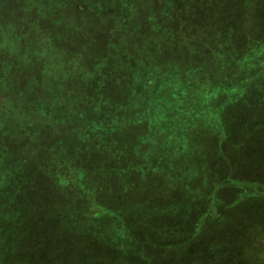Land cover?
Instances as JSON below:
<instances>
[{
  "label": "rangeland",
  "instance_id": "374dc122",
  "mask_svg": "<svg viewBox=\"0 0 264 264\" xmlns=\"http://www.w3.org/2000/svg\"><path fill=\"white\" fill-rule=\"evenodd\" d=\"M154 1H137L141 13L131 16L128 20L138 18L137 32L148 37L161 36L166 42H169L175 39L174 34L177 33L178 37L182 35L185 38L181 39L182 42L188 39L192 43V51L188 52V57L191 58L194 68L193 71L187 70L190 75L177 73L190 76L193 84L204 82L206 88L200 84L198 88H194L197 97L188 102L190 106L194 104L192 108L187 107L186 97L182 93L179 95L174 90L165 89V78L170 77L171 72L174 71L175 65H177L174 57L178 53L176 50L168 49L163 66L158 68L154 61L148 59L147 66L143 67L140 74L147 73L150 75L149 77L153 76L155 82L144 84L145 86L141 85L132 93V99L129 100L127 106L122 108L119 120L116 119V116L114 118L110 115L113 117L111 118L104 112L88 117V120L100 130L106 141L120 144V147L126 144L123 139L128 135L127 133L134 123H138L142 119L151 123H149L148 130L151 132L150 137L147 132L148 138L146 136L143 139L145 143H143L144 146L140 152L138 150L139 137L131 146L140 154L129 177L137 176V174L150 175L151 177L154 170H161L159 180H154L153 177L141 187L140 191H145L146 194V191H160L172 183L175 184V191L165 190V194L168 196L164 199H142L147 210L155 211L161 216H177L176 220L179 219L178 223L173 222V218L167 221V230L162 225L154 229L156 232H161L162 235H164V229L167 231L164 238L159 237V240L147 244L150 251L154 249L159 251L163 247H165L164 251L168 250L166 261L158 260V263L264 264V64H261V61H264V0H233V2L238 1L240 10H231L232 15L227 12L228 9H232L231 6L227 11H223L224 15L218 14L220 11L213 13L206 12L205 9L201 13L199 6L209 7V0H188L189 12L185 8V15L175 24L171 22V9H161L159 1ZM69 2L71 4L74 0ZM174 2L178 3V0H174L172 4L168 3V8H173ZM250 2H253L252 4L255 6H252ZM97 7L101 9L100 16L102 18L112 11L114 13L115 9L116 17L111 16V18H105L106 22L102 21L107 29H111L109 26L116 24L119 17L124 18L125 13L120 11V7L123 9V4H120L119 8H110V13L105 12L99 6ZM238 12L242 14L241 25L245 30L244 38L237 34L234 22L231 20L233 14ZM201 16H203L204 22L199 28L198 22L201 20ZM216 16L226 22L229 20V22L225 26L219 27L212 20ZM209 20H212L213 24L208 22ZM74 22L81 24L82 18L75 17ZM87 22H84L82 27L85 31L93 33L94 26L97 42L99 45L102 43L103 48L102 39L107 41L106 36H102L105 30L99 22L98 26L95 22L94 25H89ZM163 32H166L165 36ZM132 38L130 44L132 49H136L138 66L141 68L142 63L145 62L141 61L138 45L141 44L142 47L155 46L158 41L150 40L144 44L139 38ZM152 39L154 38L152 37ZM165 41L158 44V49L164 48L162 45H166ZM183 46L185 48V45ZM185 58L186 56H183V60ZM250 58L252 59L249 62ZM238 60L239 62H237ZM130 72L133 73L132 70ZM135 74L138 76L139 71ZM80 75L83 76V73ZM243 84H249V86ZM216 95L217 108L215 109V106L212 107L209 101ZM244 95L248 98L246 101L242 99ZM146 100L149 102L141 104ZM11 103L15 107L22 105L21 101L15 99H12L11 102L8 99L0 101V105H3L2 107L7 113L12 112L21 120L26 118L24 113L27 110H24L22 106L16 110ZM32 103L38 105L39 108L45 105L42 100ZM97 105H100L99 100L94 101L87 110H91ZM220 106L224 109L220 110ZM175 107H180L181 111ZM4 108L0 109L3 111ZM173 108L177 110L172 114L171 109ZM113 109L116 107L113 106ZM161 110H166V114H163ZM223 111L227 120L230 121V132H226L227 128L223 126L221 120ZM30 114L38 115L37 118H40L38 112ZM86 115L83 114V116ZM15 116H9L5 120L4 129H10L12 126L19 127L17 124L19 121ZM1 119L2 116H0ZM55 121L57 120H54V117L46 120L52 124ZM44 123V121H40L42 127ZM170 125L171 127H169ZM195 128L199 129L194 130ZM6 131L9 132V130ZM89 133L88 128L77 125L66 133V136L73 141L79 136ZM196 133L198 134L196 135ZM227 135L231 136L224 138ZM193 138L198 142L197 146L194 144L198 148L194 155L191 153L190 143ZM54 139H57L56 133L54 134V130L51 129L48 141L51 144L54 142L55 145L57 143L55 148L62 150V145L66 148L65 161L71 158L72 161L80 165L82 170H86L87 161H82L79 158V148L72 147L69 141L65 143L63 137L58 142ZM207 145H209L208 148H206ZM105 150L112 151L114 158L117 155V169L119 176L122 177L120 180L124 183L123 180L127 177V173L122 166L128 164L125 163L126 158L119 156L117 150L110 148ZM8 153L9 149L3 147L2 155L5 156ZM89 153H92V150ZM151 158L155 159L151 161ZM3 175V186L11 183L21 187L22 176L19 173L11 171L7 167L3 170ZM42 179L38 184V189L42 185H52L50 181L47 184L48 179ZM126 183L128 184V182ZM54 184L58 186L52 190L39 189L37 193L38 205L32 203L31 207L30 205L26 207V210H31L25 216L27 220L24 222H22V199H18L17 207H15V196L12 204H7L8 212L13 210V207L15 209L10 214L12 216H7L8 212L5 214L6 221L0 225V264H36V258L39 259L46 255V247L50 249V252L54 251L58 254L62 264H72L73 256L76 257V264H103L101 256L97 261H94V257L107 254L110 251L101 248L99 244L91 240L92 237L88 233H71L69 224L68 228L66 226V233L58 235L53 232V230L59 229V221L63 222V218L57 219V215L63 211L70 216L73 210L72 208L69 213L73 199L65 200L63 198L64 192L67 194V190H69L68 185H65L66 181H63L62 184ZM140 184L142 183L140 182ZM35 195L32 192L30 195L28 194V197L32 198ZM3 198L9 202L10 196ZM86 201L85 206H88V202L90 203L85 211L86 214L96 210L97 204L94 201ZM59 210L61 211L59 212ZM82 214L84 215L83 211ZM68 221L64 219V222L68 223ZM177 226L184 229L181 235L175 234L173 229L171 230ZM151 234L152 236L156 235L155 233ZM56 240L60 247L52 243ZM185 243L186 245L183 246ZM117 245L115 243L114 246ZM178 250L180 251L178 252ZM175 253L182 254L179 260H175ZM154 256L150 259L151 262ZM126 257L123 256V258ZM127 262H123L122 258L117 260V264H132Z\"/></svg>",
  "mask_w": 264,
  "mask_h": 264
},
{
  "label": "trees",
  "instance_id": "16d2710c",
  "mask_svg": "<svg viewBox=\"0 0 264 264\" xmlns=\"http://www.w3.org/2000/svg\"><path fill=\"white\" fill-rule=\"evenodd\" d=\"M69 1L0 0V101L3 102L6 99L10 102L12 99L21 101V106L27 110L24 113L26 118L21 120L12 112L8 111L9 113H7L2 107L3 105H0V108L5 110L0 109V116H2L0 120V225L6 221L5 214L8 212L6 209H8V205L12 204L14 196L15 207H17L18 199H22V222H24L27 220L25 216L31 210H26V207L28 205L31 207L32 203L38 205L37 193L39 189L48 188L52 190L58 186L54 183L62 184L63 181H66L65 185H68L69 190H67V194L64 192L63 198L65 200L73 199L69 213L72 208L73 210L70 216L59 210L61 213L57 215V219L63 218V222L59 221V229L53 230L54 233H58V235L66 233L68 224L70 227L67 226V228H70L71 233H88L92 237L91 240L99 244L101 248L110 251L107 254L94 257V261H97L101 256L103 264H117V260L121 258L123 262L128 261L127 263L132 264H161V262L158 263V260L166 261L168 250L164 251L165 247H163L159 251L156 249L150 251L147 244L166 236L167 221L173 218V222L178 223L179 219L176 220L177 216H161L155 211L147 210L142 199H164L168 196L165 194V190L175 191V184L172 183L160 191H146V194L145 191H140L141 187L153 177L154 180H159L161 170H154L151 177L143 174L129 177L135 163L138 162L137 157L140 154V149L144 146L143 139L146 138L147 134L150 137L151 132H148L150 122L142 119L138 123H134L127 133L128 135L123 139L126 144L120 147V144L106 141V138L97 127L92 125L88 117L104 112L109 114L108 116L111 118L116 116V119L119 120L122 108L127 106L129 100L132 99V93L141 85L145 86L150 82H155L153 76L149 77L150 75L147 73L140 74L143 67L147 66L148 59L154 61L156 67L159 68L166 61L168 49L176 50L178 53L174 57L177 63L174 71L171 72L170 77L165 78V89L174 90L179 95L182 93L186 97L185 102L187 104L190 100H195L197 93L194 88H198L200 85L206 88V85L204 82L199 83L200 85L198 82L193 84L192 78L186 76L190 75L187 70L193 71L194 68L191 58L188 57V52L192 51V43L188 39H186L188 41L182 42L181 39L185 38L182 35L178 37L175 32V39L169 42H166L161 36L148 37L137 32L136 26L139 19H128L141 13L140 5L137 3L141 0H74L71 4ZM146 1L151 2V0ZM158 1L161 9H171L170 18L174 24L183 18L185 8L189 12L188 0L174 2L173 8H168L167 4H172L174 0ZM234 2L233 0L230 2L229 0H209V7L200 5L199 10L201 13L203 9L213 13L220 11L218 14L224 15V12L231 6L232 9H228L227 12L232 15L231 10H240L238 1ZM250 3L252 6L254 5L253 2ZM120 4H123V9ZM97 6L107 13H110V8L120 7V11L125 13L124 18L119 17L118 22L110 25L111 29H107L102 21L106 22L105 18H111V16L116 17L115 9L114 13L112 11L105 18H102L100 16L101 9ZM156 14L153 15L156 16ZM75 17L82 18L81 24L74 22ZM212 20L219 27L225 26L229 22V20L226 22L217 16ZM212 20L208 22L211 23ZM231 20L234 22L237 34L244 38L245 30L241 25L243 22L242 14L240 12L234 13ZM84 22L89 25L96 23V26L99 22L103 27L105 33L102 36L107 38V41L102 39L103 48L102 43L99 45L97 42L94 26V32L90 33L82 27ZM203 22V16H201V20L198 22L199 28ZM189 24L191 23L189 22ZM166 32H163L164 36ZM132 37L139 38L144 44L150 40L158 41L155 46L142 47L141 44L138 45L141 61L145 62L142 63L141 68L138 66L136 49H132L130 44V40H133ZM164 41L166 43V45H162L164 48L158 49V44ZM237 54L240 55V53ZM183 56H186L185 60H183ZM258 62L255 61V63ZM261 64L263 65L264 61H261ZM78 70L79 73H77ZM131 70L133 73L130 72ZM138 71L139 75L136 76L135 73ZM194 71L196 72L195 69ZM177 72L186 75H180ZM82 73L83 76L80 75ZM216 98L217 95L209 101V104L212 107L215 106V109L217 108ZM242 99L246 101L248 98L244 95ZM37 100H42L45 105L41 108L38 105H33L32 102L36 103ZM96 100L100 101V105L87 110ZM148 102L146 100L141 104ZM234 102L236 103V100ZM191 105L188 104L187 107L192 108L194 104ZM21 106L17 105L14 108L19 110ZM113 106L116 109H113ZM175 108L181 111L180 107ZM223 109L220 106V110ZM175 110L177 109H171V113ZM36 112L40 115L39 119L37 118L38 115L30 114ZM162 112L166 114V110ZM83 114L87 115L83 116ZM12 115L19 121L17 122L19 127L12 126L10 129H4L5 120ZM221 115L223 126L227 128L226 132H230V121L227 120L224 111ZM53 117L54 120H57L54 124L46 122L47 119ZM40 121L45 122L43 127ZM77 125L88 128L90 133L79 136L78 139L72 141L66 136V133ZM50 128L54 130V134L56 133L57 139H54L55 141L58 142L63 137L65 143L69 141L72 147L80 149L78 156L82 161H87V166L84 165L86 170H82L80 165L72 161L71 158L65 161L66 148L63 145L62 150L55 148L57 143L55 145L54 142L51 144L48 141ZM198 129L195 128L194 130ZM230 136L227 135L224 138ZM136 138L140 140L138 143L139 152L131 148ZM190 143L192 146L191 153L194 155L198 151L196 147L198 142L193 138ZM3 147L9 149V153L5 156L2 155ZM208 147L209 145L206 146V148ZM107 148L117 150L119 156L127 159L124 158L125 163L128 164L122 166L127 173V177L123 180L124 183L120 180L122 177L119 176L117 169V155L114 158L112 151L105 150ZM195 149L196 151H194ZM90 150L92 153H89ZM153 159L155 158H151V161ZM7 167L22 176L21 187L11 183L2 185L3 170ZM42 178L48 179L47 184L50 181L52 185H42L38 189V184L40 180H43ZM32 192L36 195L32 198L28 197V194L30 195ZM4 196H10L9 202L3 198ZM86 200L94 201L97 204L96 210L86 214L85 211L90 206L89 202L88 206H85ZM13 210L11 209L7 216H12L10 214ZM64 219L66 221L69 219L68 223L64 222ZM159 225L166 228V230L164 229L165 236L154 230ZM172 229L178 235H181L184 230L179 226ZM151 233L156 235L152 236ZM52 243L60 247L58 240ZM115 243L117 246H114ZM46 250V255L39 259L36 258V264H62L57 253L52 250L50 252L48 247ZM180 255L182 254L175 253V260H179ZM123 256L127 257L123 258ZM153 256L154 259L151 262L150 259ZM72 264H76L75 256L72 257Z\"/></svg>",
  "mask_w": 264,
  "mask_h": 264
}]
</instances>
